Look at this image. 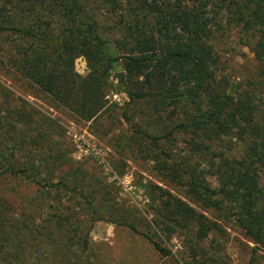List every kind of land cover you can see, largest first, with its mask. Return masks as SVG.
I'll return each instance as SVG.
<instances>
[{
    "label": "trees",
    "instance_id": "1",
    "mask_svg": "<svg viewBox=\"0 0 264 264\" xmlns=\"http://www.w3.org/2000/svg\"><path fill=\"white\" fill-rule=\"evenodd\" d=\"M105 3L113 11L121 8L118 0ZM124 7L120 32L111 43L121 53L114 57L105 28L83 0H0V72L73 121L90 123L91 133L102 140L116 115L115 105H107L104 97L112 88L113 64L121 59L123 73L115 77L128 99L120 114L127 130L109 142L141 150L185 198L156 184L143 185L154 230L143 237L161 257L170 256L164 242L180 238L193 260L204 255L197 246L201 240L221 231V224L233 223L252 244L249 259L255 264V250L264 251V0H125ZM218 19L237 31L251 55L252 70L243 86L217 76ZM79 57L85 61L84 77L73 69ZM17 103L26 116L31 112L46 126L56 125L25 101ZM2 111L0 177H19L40 188L36 178L42 173L56 177L54 189L45 187L34 205L62 213L56 233L86 248L87 241L78 236L85 226L59 209L72 211L71 200L57 196L70 185L68 195L74 194L79 211L90 216L96 209L94 189L82 188L79 168L53 139L43 144L46 131L36 138L32 121L17 112L14 120L12 110ZM177 139L186 149L182 156L164 150ZM192 156L202 157L203 168L185 166ZM40 165H48L47 172ZM7 256L0 252V264H16Z\"/></svg>",
    "mask_w": 264,
    "mask_h": 264
},
{
    "label": "rangeland",
    "instance_id": "2",
    "mask_svg": "<svg viewBox=\"0 0 264 264\" xmlns=\"http://www.w3.org/2000/svg\"><path fill=\"white\" fill-rule=\"evenodd\" d=\"M83 1L89 6L93 16L100 20L105 28L104 36L109 38L111 44L120 32V13L125 8V0H118L121 8L114 11L113 5H106V0ZM109 46L112 56H119L121 52H115L112 44ZM213 49L218 61L217 76L227 78L229 84L245 85L252 70L251 55L239 40L237 31L227 26L225 19H218ZM120 64L121 59L113 64L110 74L112 88L104 97L107 105H115L113 112L116 115L112 118L113 124L110 122L111 124L107 125V134L102 140H98L91 133L90 123L73 121L35 90L16 79L7 78L0 72V120L5 116L2 109H10L15 114L14 120L17 118V112L23 120L32 121L30 126L34 129L36 138L46 131L49 136L41 137L43 144L47 145L49 138L53 139L64 152L65 158L75 164V168H79L77 178H82V188L91 185L96 193L93 203L95 213L90 216L79 211V200L71 197L74 194L68 195L71 193L70 185L65 192L62 190L63 195L56 194L61 200H71L70 206L74 208L72 211L64 207L59 209L65 210L66 214L78 219L85 226L81 234H78L87 241L86 248H82L76 239L64 242L60 234L56 233L55 220L62 213L58 210H41L34 205L36 195L43 192L45 187L48 190L54 189L53 186L58 181L54 179L56 177L42 173L36 178L43 188L19 177H0V252H7L10 257L6 258L16 264H252L249 259L252 244L245 241L233 223L221 224V231L212 232L201 240L197 246L202 249L204 255H197L193 260L187 258L186 247H183L180 238L164 242L170 250V256L161 257L143 237L142 234L150 235L154 232L150 221L152 213L148 209L143 185L156 184L175 196L184 197L174 182L162 176L153 162L144 159L141 150H129L127 146L118 148V140L109 142L108 138L127 130L120 114L128 99L120 90L115 77L118 73H123ZM73 69L77 76L84 77V59H75ZM110 94H116L117 101L107 100L106 97ZM18 99L36 108L38 114L48 120H55L56 125L46 126L44 120L42 123L31 112L29 116L23 114L17 103ZM157 128L158 123L154 130ZM126 134L129 136L131 132ZM177 136L180 138L183 135ZM30 146L35 148L36 145L31 143ZM165 147V151L181 156L186 150L178 139ZM47 154L48 151L45 156ZM42 155L43 152L40 153V156ZM185 166L201 169L204 160L202 157L192 156ZM39 168L42 172H47L48 165H40ZM208 183L211 187L215 186L212 180H208ZM130 225L135 230L131 229ZM263 252L255 250V259L252 262L264 264ZM197 253L201 255V252ZM75 256L79 257L76 263ZM206 257L211 258V261L205 260Z\"/></svg>",
    "mask_w": 264,
    "mask_h": 264
},
{
    "label": "built area",
    "instance_id": "3",
    "mask_svg": "<svg viewBox=\"0 0 264 264\" xmlns=\"http://www.w3.org/2000/svg\"><path fill=\"white\" fill-rule=\"evenodd\" d=\"M107 100L109 101H117V96L116 94H110L109 96L106 97Z\"/></svg>",
    "mask_w": 264,
    "mask_h": 264
}]
</instances>
